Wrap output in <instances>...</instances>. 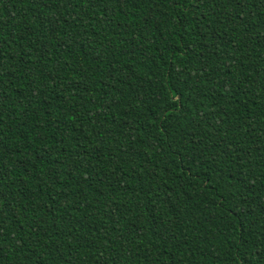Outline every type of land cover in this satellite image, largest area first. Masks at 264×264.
I'll use <instances>...</instances> for the list:
<instances>
[{
    "label": "trees",
    "instance_id": "16d2710c",
    "mask_svg": "<svg viewBox=\"0 0 264 264\" xmlns=\"http://www.w3.org/2000/svg\"><path fill=\"white\" fill-rule=\"evenodd\" d=\"M0 264H264V0H0Z\"/></svg>",
    "mask_w": 264,
    "mask_h": 264
}]
</instances>
